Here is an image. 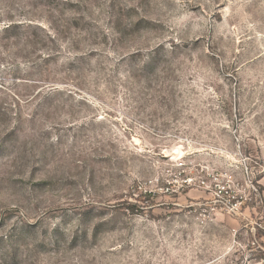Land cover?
<instances>
[{
	"label": "rangeland",
	"instance_id": "1",
	"mask_svg": "<svg viewBox=\"0 0 264 264\" xmlns=\"http://www.w3.org/2000/svg\"><path fill=\"white\" fill-rule=\"evenodd\" d=\"M0 264H264V0H0Z\"/></svg>",
	"mask_w": 264,
	"mask_h": 264
},
{
	"label": "trees",
	"instance_id": "2",
	"mask_svg": "<svg viewBox=\"0 0 264 264\" xmlns=\"http://www.w3.org/2000/svg\"><path fill=\"white\" fill-rule=\"evenodd\" d=\"M19 28H20V25L11 24V25H8L7 27H5L4 31L5 32H9L11 30L17 31ZM143 195H144L143 193H140L138 196L142 197ZM134 206H136V205L134 204Z\"/></svg>",
	"mask_w": 264,
	"mask_h": 264
}]
</instances>
